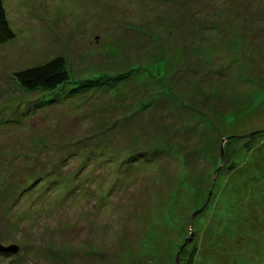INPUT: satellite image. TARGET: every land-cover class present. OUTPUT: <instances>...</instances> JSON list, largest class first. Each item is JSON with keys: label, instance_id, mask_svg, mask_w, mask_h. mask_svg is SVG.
I'll use <instances>...</instances> for the list:
<instances>
[{"label": "rangeland", "instance_id": "rangeland-1", "mask_svg": "<svg viewBox=\"0 0 264 264\" xmlns=\"http://www.w3.org/2000/svg\"><path fill=\"white\" fill-rule=\"evenodd\" d=\"M2 2L0 264H264V0Z\"/></svg>", "mask_w": 264, "mask_h": 264}, {"label": "trees", "instance_id": "trees-1", "mask_svg": "<svg viewBox=\"0 0 264 264\" xmlns=\"http://www.w3.org/2000/svg\"><path fill=\"white\" fill-rule=\"evenodd\" d=\"M13 37L14 32L9 25L3 2L2 0H0V44L11 40ZM70 76L71 75L67 66L65 65L64 58L62 56H56L41 64L29 66L18 70L14 74V79L18 83L21 90L26 93L41 91L44 93L48 92L47 95H52L71 81ZM86 82L88 81L79 82L77 85L74 86L75 89L80 88L82 86H86L84 85L87 84ZM51 104L55 103L51 102L50 105ZM250 141H252V139ZM152 152L153 151H143L141 153H143L144 155H140L139 157L140 159L142 158L146 160H151ZM147 155L150 156L148 157ZM6 253L7 252H3L0 254ZM194 255L195 253L191 251L186 264H193ZM257 259L259 260V257ZM257 261L255 262V264H257Z\"/></svg>", "mask_w": 264, "mask_h": 264}, {"label": "water", "instance_id": "water-1", "mask_svg": "<svg viewBox=\"0 0 264 264\" xmlns=\"http://www.w3.org/2000/svg\"><path fill=\"white\" fill-rule=\"evenodd\" d=\"M221 161L222 164L224 163V156H223V148L221 147ZM18 247L15 245H9V246H5L3 244L0 243V253L3 252H15L17 251Z\"/></svg>", "mask_w": 264, "mask_h": 264}]
</instances>
